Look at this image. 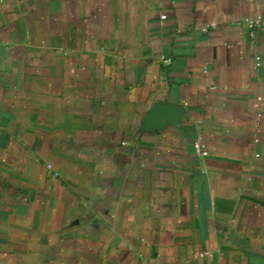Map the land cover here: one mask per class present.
Instances as JSON below:
<instances>
[{"label":"crops","instance_id":"1","mask_svg":"<svg viewBox=\"0 0 264 264\" xmlns=\"http://www.w3.org/2000/svg\"><path fill=\"white\" fill-rule=\"evenodd\" d=\"M0 264H264V0H0Z\"/></svg>","mask_w":264,"mask_h":264},{"label":"built area","instance_id":"2","mask_svg":"<svg viewBox=\"0 0 264 264\" xmlns=\"http://www.w3.org/2000/svg\"><path fill=\"white\" fill-rule=\"evenodd\" d=\"M163 18H166V16H163ZM249 22H250V24L251 25H255V24H259V22L258 21H252V20H248ZM214 24H212V26H213ZM196 148H197V150L198 151H201V144L198 142L197 144H196Z\"/></svg>","mask_w":264,"mask_h":264}]
</instances>
